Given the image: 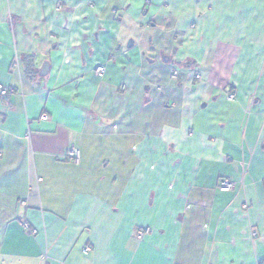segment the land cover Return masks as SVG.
Masks as SVG:
<instances>
[{
	"label": "crops",
	"instance_id": "0c3cea01",
	"mask_svg": "<svg viewBox=\"0 0 264 264\" xmlns=\"http://www.w3.org/2000/svg\"><path fill=\"white\" fill-rule=\"evenodd\" d=\"M0 84V264H264V0H0Z\"/></svg>",
	"mask_w": 264,
	"mask_h": 264
},
{
	"label": "built area",
	"instance_id": "2783aa9c",
	"mask_svg": "<svg viewBox=\"0 0 264 264\" xmlns=\"http://www.w3.org/2000/svg\"><path fill=\"white\" fill-rule=\"evenodd\" d=\"M95 71H96V74H97L98 76H101L102 73L104 72V67H103V65H98V66L96 67ZM172 75H173V76H176V72H173ZM195 79H196V80H199V79H200V75H195ZM12 92H13L12 89H10V88H8V87H6V86L0 84V95H1V97H2V101H3L4 105H5L6 107H10V103H9V95H10V93H12ZM233 97H234L233 95H230V96H229L230 99H232ZM40 119H41L42 121H45V120L47 119V117H46L45 115H42V116L40 117ZM64 159H68V160H70V161H72V162H74V163H78L79 160H80V153H79L78 149H76V148H74V147L69 148V149L66 151L65 155H64ZM234 187H235V183L232 182V181L229 180V179H221V180L219 181L218 189H219L220 191H222V192L230 191V190L234 189ZM25 226H26V225H25ZM34 232H35V231H34ZM148 233H149V230H148V229L139 230V231L137 232V236H138V237H142V236H144V235H147ZM253 236H256V233H253ZM88 251H89V248H88V247H85V248L83 249V252H84V253H86V252H88ZM43 258L45 259V258H46V255H44Z\"/></svg>",
	"mask_w": 264,
	"mask_h": 264
},
{
	"label": "trees",
	"instance_id": "16d2710c",
	"mask_svg": "<svg viewBox=\"0 0 264 264\" xmlns=\"http://www.w3.org/2000/svg\"><path fill=\"white\" fill-rule=\"evenodd\" d=\"M24 67L26 76L33 77L35 72L33 71L32 62L29 60V58H24Z\"/></svg>",
	"mask_w": 264,
	"mask_h": 264
},
{
	"label": "water",
	"instance_id": "95a60500",
	"mask_svg": "<svg viewBox=\"0 0 264 264\" xmlns=\"http://www.w3.org/2000/svg\"><path fill=\"white\" fill-rule=\"evenodd\" d=\"M47 67H48V65L45 64L44 67H43V68L41 69V71H40V74H41V75H45V74H46V72H47Z\"/></svg>",
	"mask_w": 264,
	"mask_h": 264
}]
</instances>
